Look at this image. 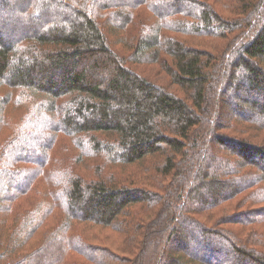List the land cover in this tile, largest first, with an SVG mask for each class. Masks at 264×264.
Segmentation results:
<instances>
[{
  "label": "trees",
  "instance_id": "16d2710c",
  "mask_svg": "<svg viewBox=\"0 0 264 264\" xmlns=\"http://www.w3.org/2000/svg\"><path fill=\"white\" fill-rule=\"evenodd\" d=\"M0 139V264H264V0H0Z\"/></svg>",
  "mask_w": 264,
  "mask_h": 264
},
{
  "label": "rangeland",
  "instance_id": "374dc122",
  "mask_svg": "<svg viewBox=\"0 0 264 264\" xmlns=\"http://www.w3.org/2000/svg\"><path fill=\"white\" fill-rule=\"evenodd\" d=\"M217 5L221 6L219 8L221 10H223L224 13H228V10L223 8L220 3H217ZM200 44H202L204 47H206L208 49L212 48L211 44L210 43L208 44V42H201ZM223 47H225V46H223ZM150 71L152 73H157L156 80L159 81L160 83L166 84L168 87H171V86L173 88L175 87V86H173L171 84L170 80H167V77H165L162 74V72H160L159 69L151 68ZM168 81H169V83H168ZM169 85H171V86H169ZM179 94L183 95L182 91H180ZM21 104H22V102L17 101V98L15 96L13 98V101L11 103H9L8 108H6V109H8V113H9L10 117L14 120V123H17V125H19V123H23V121L25 120L26 113L29 112L27 110H29V107H31V105L30 106L29 105L21 106ZM60 139H63V140L71 142V140L69 138H65V137H62V136H60ZM154 159L157 161L156 158H154ZM113 168L116 169L117 171H119L124 178L128 177V173L127 172H130L129 173V174H131L130 177H137V178H141V176H143V174H144V172H140L139 167L137 165L136 166H131L129 169H127V171L119 169L117 167H113ZM85 170H86L87 173L92 174L91 170L86 165L85 166H81V172L84 173ZM159 179L162 180L163 182H165V181L168 180V177L166 175L163 176V175L159 174ZM144 181L146 183H148L151 186V188L152 187H159V189L161 188V185L155 182L154 177L152 175H149V176L147 175L146 179H144ZM39 187L43 188V185L39 184ZM152 189H154V188H152ZM212 211L213 210L207 211L204 215H198V217H200V218H202L204 220H207L208 223H214L215 221L218 220L217 218H221L222 214L220 215L219 211H217L215 215L213 213L209 214ZM142 215L143 214L141 213V216ZM224 215H226V214H224ZM12 220H13V214H12ZM222 225H223V227H226V228H228L230 230H233L234 232L237 231L239 234H243L241 225L234 224V223H225V224H222ZM78 228L81 229L82 227H80L78 225ZM91 232H95V234H91ZM84 234L86 235L88 240L91 241V238H92L93 241H95L99 246L104 247L105 245L106 246L108 245L111 248L117 249L119 253H121L122 255H124L126 257H128L129 255H130V257H132L135 254L134 251H131L132 249H128V248L124 249V245H123L121 239L119 238V234L116 233L113 230H110V229H107V228L104 229V228H101V227H97V229H95V230L84 229ZM120 236L122 238H124V235H120ZM124 250H127V252H129V254H127ZM173 251H171V253H173Z\"/></svg>",
  "mask_w": 264,
  "mask_h": 264
}]
</instances>
